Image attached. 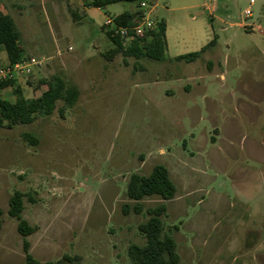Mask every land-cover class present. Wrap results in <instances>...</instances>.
Masks as SVG:
<instances>
[{
    "label": "rangeland",
    "instance_id": "1",
    "mask_svg": "<svg viewBox=\"0 0 264 264\" xmlns=\"http://www.w3.org/2000/svg\"><path fill=\"white\" fill-rule=\"evenodd\" d=\"M90 1L0 0L23 58L41 62L17 82L24 97L38 99L55 78L80 92L72 108L58 100L32 124L0 127V264L25 260L8 215L16 191L42 262L134 264L128 248L146 243L147 209L165 203L179 264H264V0H151L150 16L167 24L162 62L112 58L105 20L138 4L85 8ZM208 45L194 62L176 60ZM8 64L0 52V69ZM0 98L16 101L11 88ZM157 165L177 193L146 197L136 213L131 176Z\"/></svg>",
    "mask_w": 264,
    "mask_h": 264
},
{
    "label": "trees",
    "instance_id": "2",
    "mask_svg": "<svg viewBox=\"0 0 264 264\" xmlns=\"http://www.w3.org/2000/svg\"><path fill=\"white\" fill-rule=\"evenodd\" d=\"M151 2V0H91L89 7L106 9L107 7L120 4H138L135 12H124L115 16V23L120 26H130L141 13V4ZM167 24L164 20H158L155 30L146 33L143 37L134 40L130 45L125 46L121 38L114 32L107 30L106 35L115 46L111 51L114 58L122 52L125 56L136 58H148L156 62L165 60L167 49L166 42ZM21 34L18 31L13 18L0 12V52L4 51L8 57L9 64H15L26 60L23 58V49L20 45ZM215 43L213 41L211 44ZM204 47L201 52L191 53L177 57V61L194 62L202 52L208 49ZM11 88L16 97L14 103L0 98V127L9 129L18 125H29L34 123L39 113L43 110L45 114L51 115L57 108V101L63 100L65 107L72 108L79 100L80 92L76 87H67L63 80L55 78L48 84V89L33 101H28L23 94V90L16 81L0 83V90ZM63 111V108L60 109ZM32 144L37 141L32 135H23ZM177 193V188L170 178L168 169L163 165L153 168L149 176L134 174L127 186V196L136 202L134 210L136 213L142 211L139 203L146 197L158 196L164 201L172 200ZM26 195L16 191L10 197L8 215L18 222V232L23 237V251L25 260L23 264H83L78 255H64L60 260L41 262L30 252L29 237L34 234L37 227L31 226L23 217L25 210L24 198ZM126 211L130 210L128 204L124 205ZM167 212V205L162 203L154 208L147 209L148 220L138 227L139 232L145 237L146 243L143 245L131 244L128 248V256L134 264H179L180 256L178 246L172 231H166L162 222V217ZM3 210L0 208V231L3 227Z\"/></svg>",
    "mask_w": 264,
    "mask_h": 264
},
{
    "label": "built area",
    "instance_id": "3",
    "mask_svg": "<svg viewBox=\"0 0 264 264\" xmlns=\"http://www.w3.org/2000/svg\"><path fill=\"white\" fill-rule=\"evenodd\" d=\"M148 10L149 3L143 2L141 4V13L130 26L117 25L115 23V17L110 16L106 18L104 25L108 30L119 36L125 46H128L137 38L143 37L146 33L156 29L157 23L150 16L151 12ZM246 14L251 15V11L247 10ZM40 65L41 62L35 58L26 59L12 65L8 64L0 69V83L10 81L18 82L23 77L31 76Z\"/></svg>",
    "mask_w": 264,
    "mask_h": 264
},
{
    "label": "crops",
    "instance_id": "4",
    "mask_svg": "<svg viewBox=\"0 0 264 264\" xmlns=\"http://www.w3.org/2000/svg\"><path fill=\"white\" fill-rule=\"evenodd\" d=\"M121 4V3H120ZM83 5H84V7L85 8H90V7H88V6H86V3H83ZM95 9H97V10H99L98 8H95ZM122 14V13H121ZM118 15H120V14H118ZM118 15H116V16H118ZM3 228V227H2ZM32 254V253H31ZM33 255V254H32ZM34 256V255H33ZM40 261V260H39ZM42 262V261H41Z\"/></svg>",
    "mask_w": 264,
    "mask_h": 264
}]
</instances>
